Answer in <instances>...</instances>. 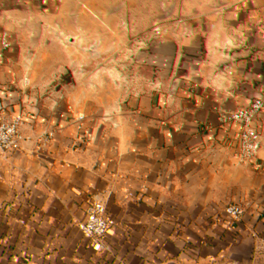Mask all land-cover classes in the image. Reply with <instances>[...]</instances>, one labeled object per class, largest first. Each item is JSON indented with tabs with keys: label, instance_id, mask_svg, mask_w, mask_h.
Instances as JSON below:
<instances>
[{
	"label": "crops",
	"instance_id": "1",
	"mask_svg": "<svg viewBox=\"0 0 264 264\" xmlns=\"http://www.w3.org/2000/svg\"><path fill=\"white\" fill-rule=\"evenodd\" d=\"M65 1L0 0V120L21 116L24 137L0 158V264H264V110L247 164L239 126L220 117L264 100V0H155L173 9L137 91L75 74L74 93L29 105L25 85L101 67L102 44L94 61L67 48ZM100 21L115 18L75 15V36L93 38L79 43L106 35ZM95 196L111 222L103 250L79 228Z\"/></svg>",
	"mask_w": 264,
	"mask_h": 264
},
{
	"label": "rangeland",
	"instance_id": "2",
	"mask_svg": "<svg viewBox=\"0 0 264 264\" xmlns=\"http://www.w3.org/2000/svg\"><path fill=\"white\" fill-rule=\"evenodd\" d=\"M154 1L66 0L62 5V11L68 15H72L71 20L67 19V48H72L73 52H75L74 47H76L78 52L83 53V56L87 55V60L94 61V53L102 44L105 51L99 58L101 67L98 70L94 67L83 70H66L53 84L36 85L34 87L25 85L24 90L28 96L31 98V93L33 92L35 99V101H32L25 98L28 100V104L37 105L40 100H45L53 93L61 90L67 94L74 93V87L76 86L75 74L84 76L91 74V72H98L102 77V84H100L99 88L103 89V93L107 92L108 89L110 92H120L121 89L119 90V87L121 86L125 90L137 91L140 87V81L150 76L149 71L142 69L143 53L149 50L155 41L153 37L154 30L165 25V20L169 18L173 9L170 5H162V7L155 4ZM76 14L98 16L102 19L107 18V15H114L115 21L107 24L100 21V24H102L101 28H104V31L106 30V35L103 38L99 37L98 42L94 41L93 43L82 44L79 43L82 39L90 40L93 38L90 36L86 38L75 36L74 19ZM87 24L86 29H91L92 23L88 20ZM113 47L116 48V52L112 54L111 50ZM71 56L73 57L74 54ZM112 57L116 59L115 65H108L110 67H107L106 64L102 65L103 62L109 61ZM123 63L125 67H122ZM115 82H119L120 84L117 85Z\"/></svg>",
	"mask_w": 264,
	"mask_h": 264
},
{
	"label": "built area",
	"instance_id": "3",
	"mask_svg": "<svg viewBox=\"0 0 264 264\" xmlns=\"http://www.w3.org/2000/svg\"><path fill=\"white\" fill-rule=\"evenodd\" d=\"M156 35H161L162 30L156 28ZM3 48L9 44L2 42ZM264 110V100L256 98L249 107L234 112H222L221 120L226 123L237 124L240 128L239 137L235 145L236 159L242 164L253 162L262 148V135L257 127V120ZM23 120L21 117L0 120V158L17 153L24 141L21 128ZM44 141L47 143L53 138V133L45 134ZM87 220L80 224L79 228L84 236L92 241L94 248L104 249V240L108 234L111 222L107 217L105 202L101 197L95 196L87 207ZM224 214L232 222H238L245 214L242 205H228Z\"/></svg>",
	"mask_w": 264,
	"mask_h": 264
}]
</instances>
